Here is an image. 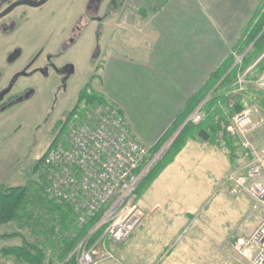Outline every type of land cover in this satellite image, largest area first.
Instances as JSON below:
<instances>
[{
    "label": "rangeland",
    "instance_id": "obj_1",
    "mask_svg": "<svg viewBox=\"0 0 264 264\" xmlns=\"http://www.w3.org/2000/svg\"><path fill=\"white\" fill-rule=\"evenodd\" d=\"M10 1L5 0L6 3ZM89 1L48 0L39 8L21 5L17 13L29 12L32 16L30 33L23 34L29 37L26 44L30 47L24 51L17 46L9 54H3L4 44H18L21 41L18 34L27 32L22 19L17 23L19 30L5 39L8 43L0 40V103L13 92H22L29 87L30 82L13 79L20 71L42 68L48 59L50 67L40 70L31 79L35 91L31 99L0 112V185L41 187L34 167L51 145L65 134L78 94L87 82L91 81L93 85L103 55L118 46L139 43L138 39H133H141L146 24L139 9L145 8L152 16L163 2L95 0L99 4L97 12H87L85 8ZM75 31L78 38L70 45ZM24 52L30 54L28 61ZM239 63L236 58L235 65ZM254 65L247 69L248 73ZM57 68L64 69L62 74ZM242 74L227 92L230 104H234L235 97L250 86L264 93L254 84L262 74L255 80L246 77L244 91L235 92ZM248 107L253 109L256 119L264 118L256 105ZM75 117L74 121L81 118L79 114ZM222 135L225 140L220 145L212 142L210 135L207 140L188 139L173 163L155 179L141 185L132 201L143 210L144 218L126 242L107 243L106 248L115 255V259L106 260L107 264H242L243 261L251 264L240 254L237 243L253 234L263 218V210H254L247 194H231L227 177L234 168L247 165L249 156L246 152L241 153L240 140ZM226 140L233 141L234 145L229 147ZM249 140L256 146L264 145V126L249 135ZM29 211L33 213L31 220L21 225L17 222L0 225V234L20 231L28 240L42 239L54 224V214L43 202L30 204ZM20 242V238L10 241L12 245ZM4 244L0 240V248ZM121 250L123 253L120 254ZM74 253L78 260L76 249L71 255ZM0 264L15 262L0 253Z\"/></svg>",
    "mask_w": 264,
    "mask_h": 264
},
{
    "label": "built area",
    "instance_id": "obj_2",
    "mask_svg": "<svg viewBox=\"0 0 264 264\" xmlns=\"http://www.w3.org/2000/svg\"><path fill=\"white\" fill-rule=\"evenodd\" d=\"M237 61L241 62L239 57ZM248 71L237 81L235 92L244 91ZM254 84L264 91V73ZM201 120L199 109L189 116V121ZM263 126L264 118L256 119L250 107L223 126V133L240 140L249 156L247 165L234 168L227 177L231 194L245 193L254 210H263L253 234L237 243L240 254L251 264H264V145H253L249 135ZM169 144L152 156L154 146L141 143L120 108L106 102L85 107L82 117L72 121L62 138L49 148L37 172L43 195L60 205H69L79 227L105 209L76 248L78 264L115 259L106 248V240L122 244L141 224L145 214L132 197ZM102 228L101 238L89 245L90 237Z\"/></svg>",
    "mask_w": 264,
    "mask_h": 264
},
{
    "label": "crops",
    "instance_id": "obj_3",
    "mask_svg": "<svg viewBox=\"0 0 264 264\" xmlns=\"http://www.w3.org/2000/svg\"><path fill=\"white\" fill-rule=\"evenodd\" d=\"M261 1L168 0L145 20L141 39H133L139 43L103 55L94 89L120 108L141 143L155 146L232 52ZM16 239L0 240L12 246Z\"/></svg>",
    "mask_w": 264,
    "mask_h": 264
},
{
    "label": "trees",
    "instance_id": "obj_4",
    "mask_svg": "<svg viewBox=\"0 0 264 264\" xmlns=\"http://www.w3.org/2000/svg\"><path fill=\"white\" fill-rule=\"evenodd\" d=\"M167 1L163 0L162 4L167 3ZM139 14L144 20L150 16L149 11L145 8L139 9ZM263 53L264 0L261 1L249 26L239 39L237 45L232 49V52L210 74L199 90L187 100L167 132L152 149L151 155L154 156L200 106L199 112L202 120L197 124L188 121L167 152L137 187L135 193L141 189V185L145 181H152L167 165L174 162L188 139L201 138L199 136L201 130H205L210 135L212 142L220 145L222 140H225L222 135L223 126L228 124L236 114L246 109L248 105H256L260 112L264 113V93L254 89L253 86L248 87L242 94H238L235 97L234 104L229 103L230 99L227 93L231 90L233 83L236 82L238 75L244 73L249 67L254 65V62L258 58L260 60L253 66L251 72L246 77L248 80H255L264 72ZM239 56L241 57V62L235 65L236 58ZM93 77L95 78L96 76ZM211 91L209 99L202 104ZM106 102L111 101L104 94L97 92L91 81L87 82L80 90L77 102L70 112L67 122L71 123L74 121L76 114L82 117L84 111V109L81 110L82 105L85 108L90 105ZM2 110L3 108L0 111ZM226 144L232 147L234 142L226 140ZM45 155L46 153L39 159V162L34 167L35 171L38 172L39 165ZM33 188L34 186L27 185H0V225L10 222H17L20 225L27 223V221L33 218V213L29 211V206L37 202H43L49 209V212L54 214V224L47 230L48 233L44 234L42 239L35 241L28 240L20 231L0 234V239L2 240L13 238H20L22 240V243L19 245L1 247L0 253L4 257L13 258L15 264H57V262L59 264H78L77 254H71L83 238L87 236L91 227L101 218L105 209L100 210L87 224L79 227L75 222L73 209L69 205H60L48 199L43 195L42 185L41 187ZM103 231V228L97 231L90 238L89 242L94 243L101 238Z\"/></svg>",
    "mask_w": 264,
    "mask_h": 264
},
{
    "label": "flooded vegetation",
    "instance_id": "obj_5",
    "mask_svg": "<svg viewBox=\"0 0 264 264\" xmlns=\"http://www.w3.org/2000/svg\"><path fill=\"white\" fill-rule=\"evenodd\" d=\"M47 1L48 0H12L9 3H6L5 0H0V40L4 39V41H5V39L9 38L14 31L16 32V30L17 31L19 30L20 27L19 28L17 27V23L20 22L21 19L23 21H25L24 25L27 26V27L25 26L24 28L28 29L26 33L22 32V35L18 34L20 36V40H21L18 44L17 43L11 44V45L4 44V47L6 48V50H4V52H3V50L1 51V52H3L4 55L9 54L10 53L9 51L12 52L17 46L21 47L22 49H25L24 51H26L30 47V45L28 46L26 44V42H27L26 39H29V37L24 36L23 34L29 35L27 33L29 32V28L31 26L30 22L32 20V16L29 12H24V13L18 12L17 13L19 6L29 5V6H32L35 8H39V6H41L42 3H45ZM98 8H99V4H97V2L95 0H90L88 2V4L86 5L85 11L92 12L95 10L97 12ZM79 20H80V18L78 19V22H79ZM92 20H94V17L92 18ZM99 20L101 22L100 17H99ZM100 24H102V23H100ZM77 38H78V33L75 31L74 39L69 44L72 45L74 43V41H76ZM5 42L8 43L9 41H5ZM69 44H67V46H70ZM26 53L27 52H24L23 54H26ZM27 55H28V57L26 58V60L28 61L30 54L27 53ZM48 61H49V59L45 60L46 64L44 63V67H42V68H40V67H36V69H31V68L28 69L27 68L26 71H24V70L20 71L19 76L15 75L16 77H13V79L16 78L17 82L19 79H24V81H27V83L30 82L29 83L30 85H29V87H26L22 92H13V94L11 96H9V98L7 100H5L4 102L2 101L0 103V110L2 108H3V110L0 112H3L5 110L9 109L10 107L16 105L17 103L25 102L34 96L35 91L33 90V84L31 83V79L33 78V76L37 72H39L40 70L45 71V69L49 67V65L47 64ZM33 62H34V60H33ZM33 62L31 64H33ZM63 70H64L63 68H57L58 73L62 74ZM13 79H11V80H13ZM11 80H10V82H11ZM12 86H14V84H12Z\"/></svg>",
    "mask_w": 264,
    "mask_h": 264
},
{
    "label": "water",
    "instance_id": "obj_6",
    "mask_svg": "<svg viewBox=\"0 0 264 264\" xmlns=\"http://www.w3.org/2000/svg\"><path fill=\"white\" fill-rule=\"evenodd\" d=\"M262 34V33H261ZM260 34V35H261ZM252 46V45H251ZM264 55V53L262 54V56ZM261 56V57H262ZM211 93L212 92H210V94L207 96V98L203 101V103H205L207 100H208V98H209V96L211 95ZM202 103V104H203ZM201 107V106H200ZM200 107H198L197 109H200ZM188 121H189V118H187V120L184 122V124L178 129V131L174 134V136L171 138V140L169 141L170 142V144H169V147L171 146V144L173 143V141L175 140V138L179 135V133L181 132V130L184 128V126L188 123ZM199 136L202 138V139H204V140H207L208 138H209V134L205 131V130H201L200 132H199ZM168 147V148H169ZM167 148V149H168ZM167 151V150H166ZM166 151H165V153H166Z\"/></svg>",
    "mask_w": 264,
    "mask_h": 264
},
{
    "label": "bare ground",
    "instance_id": "obj_7",
    "mask_svg": "<svg viewBox=\"0 0 264 264\" xmlns=\"http://www.w3.org/2000/svg\"><path fill=\"white\" fill-rule=\"evenodd\" d=\"M93 235H94V234H93ZM93 235H92V236H93ZM92 236H91V237H92ZM91 237H90V238H91ZM89 240H90V239H89Z\"/></svg>",
    "mask_w": 264,
    "mask_h": 264
}]
</instances>
